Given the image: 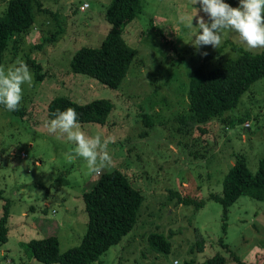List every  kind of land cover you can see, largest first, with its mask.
I'll list each match as a JSON object with an SVG mask.
<instances>
[{
  "label": "rangeland",
  "instance_id": "374dc122",
  "mask_svg": "<svg viewBox=\"0 0 264 264\" xmlns=\"http://www.w3.org/2000/svg\"><path fill=\"white\" fill-rule=\"evenodd\" d=\"M40 1L46 10L35 11L34 24L18 36L15 49L8 43L0 64L7 69L22 60L33 75L32 86H22L19 108L24 115L0 108V217L9 203L0 264H58L29 257L23 243L54 235L62 252L78 245L86 230L82 194L99 175L91 174L82 158H69L75 145L66 136L48 133L46 106L56 96L78 104L111 100L105 123H79L80 130L111 138L112 163L104 172L122 170L142 195L134 226L91 264H172L175 259L198 264L216 253L225 257L224 264H238L233 255L264 264V202L240 195L229 208L223 232L221 205L208 199L209 193L221 194L223 177L236 158H244L251 173L264 158V77L250 84L233 109L205 124L184 127L180 121L189 111V73L249 52L238 34L224 33L217 49L197 50L190 43L196 29L185 25L199 3L139 0L138 14L119 26L121 38L135 53L119 85L110 88L73 73L69 63L77 49L99 45L107 33L111 25L105 13L111 0ZM224 2L237 7L239 0ZM6 4L0 0V16ZM197 15L207 20L203 12ZM215 51L209 59L200 55ZM32 59L42 66L40 79L27 63ZM184 196L204 204L186 206L178 200ZM152 232L169 237V252L150 246ZM199 238L203 245L197 249Z\"/></svg>",
  "mask_w": 264,
  "mask_h": 264
},
{
  "label": "trees",
  "instance_id": "16d2710c",
  "mask_svg": "<svg viewBox=\"0 0 264 264\" xmlns=\"http://www.w3.org/2000/svg\"><path fill=\"white\" fill-rule=\"evenodd\" d=\"M42 8L40 0H7L6 10L0 16V64L8 43L13 48L18 36L27 32L34 24L35 11ZM140 11L139 0H111L105 17L110 28L99 45H84L77 49L70 59V70L97 79L103 85L116 88L125 76L133 59L135 50L127 45L120 36V25L134 18ZM55 36V35H54ZM53 36V39H54ZM219 51V50H218ZM217 53H208L209 59ZM27 63L33 68L35 78L43 77L42 66L35 59ZM264 77V49L258 53L242 52L236 58H229L218 64L204 68L198 66L189 73L188 103L189 111L180 117L181 124H205L211 116L222 115L233 109L238 98L255 80ZM74 108L79 114V123H105L111 112V100L96 98L86 104L75 103L66 96H56L46 106V118L56 109ZM0 108H4L0 105ZM16 116H23L24 111H12ZM240 195L264 202V158L258 162L255 173L248 169L244 158L238 157L229 167L222 180L221 194L209 193L208 199L219 203L222 208V230L226 231L229 208ZM3 191L0 189V199ZM84 210L87 216L86 230L78 245L65 251L59 250L56 236L33 238L23 243L29 257L43 263L91 264L111 245L118 243L135 224L137 211L142 202L139 190L133 188L122 170L113 168L97 177L91 188L82 194ZM186 206L195 209L203 206L204 201H193L189 196L178 198ZM193 202H196L193 204ZM9 203L5 202L0 217V242L8 239ZM201 239L195 244L200 249ZM150 246L158 251L169 252L172 243L162 232L148 235ZM223 246L227 247L223 243ZM238 264H253L240 260L233 255ZM225 257L216 253L198 264H224ZM184 264H195L188 259Z\"/></svg>",
  "mask_w": 264,
  "mask_h": 264
},
{
  "label": "clouds",
  "instance_id": "9594fccd",
  "mask_svg": "<svg viewBox=\"0 0 264 264\" xmlns=\"http://www.w3.org/2000/svg\"><path fill=\"white\" fill-rule=\"evenodd\" d=\"M197 3L200 9L195 8V15L189 17L185 25L196 29L190 42L193 48L199 50L203 46H211L217 49L223 43L224 33L234 32L246 51L264 49V0H239L237 7L230 6L224 0H192L193 5ZM198 11L203 12L207 20L197 15ZM183 21L184 17H181ZM207 54L200 53L202 56ZM25 84L29 87L33 84V75L25 62L17 60L7 69L0 67V105L5 110H19L22 86ZM50 115L53 118L47 121L48 133L66 136L75 145L69 153L70 159L82 158L87 163L88 171L96 175H101L111 167L112 160L108 152V145L113 142L111 138L87 136L80 130L79 114L72 107L56 109ZM172 264H181V261L175 259Z\"/></svg>",
  "mask_w": 264,
  "mask_h": 264
},
{
  "label": "built area",
  "instance_id": "2783aa9c",
  "mask_svg": "<svg viewBox=\"0 0 264 264\" xmlns=\"http://www.w3.org/2000/svg\"><path fill=\"white\" fill-rule=\"evenodd\" d=\"M84 7H87V3L84 4Z\"/></svg>",
  "mask_w": 264,
  "mask_h": 264
}]
</instances>
